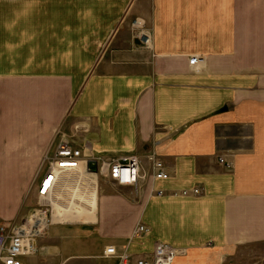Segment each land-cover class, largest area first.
Listing matches in <instances>:
<instances>
[{
	"label": "crops",
	"instance_id": "1",
	"mask_svg": "<svg viewBox=\"0 0 264 264\" xmlns=\"http://www.w3.org/2000/svg\"><path fill=\"white\" fill-rule=\"evenodd\" d=\"M58 133L85 156H138L144 179L97 190L95 222L50 225L27 264H103L107 246L154 242L184 251L174 264H233L264 247V0H0L1 181L35 175ZM12 193L0 187L1 221ZM138 225L148 234L130 240Z\"/></svg>",
	"mask_w": 264,
	"mask_h": 264
},
{
	"label": "built area",
	"instance_id": "2",
	"mask_svg": "<svg viewBox=\"0 0 264 264\" xmlns=\"http://www.w3.org/2000/svg\"><path fill=\"white\" fill-rule=\"evenodd\" d=\"M133 41L145 50L152 48V31L144 20L135 18L129 25ZM201 59L191 56L189 65L193 72H199ZM58 141L53 152L47 154L39 168L34 182L37 208L23 221L14 224L0 223V264H27L26 259L37 254L36 240L42 238L51 225L49 217L51 202L55 192L63 185L64 177L72 176L80 171L95 175L98 180H104L119 187H137L144 179L141 164L136 155H122L110 157L103 155H84L82 150L74 146L65 135L58 133ZM147 160L151 165L152 178L156 181L168 179L161 159L155 153H149ZM88 162L97 164V172L90 173ZM219 164L225 169H231L232 164L219 159ZM181 196H197L199 188L183 190ZM153 195L158 197L165 194L162 190H155ZM55 199V198H54ZM149 232L145 225H138L131 234L130 240H141ZM184 253L163 242H154L152 250L143 255H135L125 248L107 246L101 258L103 264H174L175 259Z\"/></svg>",
	"mask_w": 264,
	"mask_h": 264
},
{
	"label": "bare ground",
	"instance_id": "3",
	"mask_svg": "<svg viewBox=\"0 0 264 264\" xmlns=\"http://www.w3.org/2000/svg\"><path fill=\"white\" fill-rule=\"evenodd\" d=\"M97 190L95 175L80 171L64 177L63 185L55 192V199L52 198L49 217L51 225H84L95 222ZM66 199L71 200L64 204Z\"/></svg>",
	"mask_w": 264,
	"mask_h": 264
},
{
	"label": "rangeland",
	"instance_id": "4",
	"mask_svg": "<svg viewBox=\"0 0 264 264\" xmlns=\"http://www.w3.org/2000/svg\"><path fill=\"white\" fill-rule=\"evenodd\" d=\"M0 169H2L0 171H3V170L5 171L6 168L0 167ZM36 175H37V171L35 175L26 176L23 170L21 178H24L26 176V182L21 181V182L12 183L8 181H1L0 179V184L3 182L0 185V187H2L3 189H7L9 192H13L12 194L14 195L12 197V201L18 204L17 214L15 218L10 221L0 220V223L14 224V223L23 221L34 211L35 208H37V201H36L35 190H34V182H35ZM97 183H98L99 195H100V189L104 186H107L108 188L112 190L117 189V187L113 185L112 183L101 180V179L98 180V178H97ZM0 199L2 198L0 197ZM67 200L68 199L63 201L64 204H67ZM50 215H51V212H50ZM81 226L82 225L80 224L79 225H68V228H75V227L77 228ZM37 245H38V239L36 240V248L38 249ZM35 256L36 254L26 259L25 262L29 263ZM233 264H264V247L251 248L249 252H247L244 255L242 254V256Z\"/></svg>",
	"mask_w": 264,
	"mask_h": 264
},
{
	"label": "water",
	"instance_id": "5",
	"mask_svg": "<svg viewBox=\"0 0 264 264\" xmlns=\"http://www.w3.org/2000/svg\"><path fill=\"white\" fill-rule=\"evenodd\" d=\"M87 169L90 173L95 174L97 172V164L95 162H88Z\"/></svg>",
	"mask_w": 264,
	"mask_h": 264
}]
</instances>
